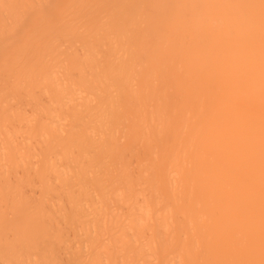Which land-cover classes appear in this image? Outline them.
I'll return each mask as SVG.
<instances>
[{"label":"bare ground","instance_id":"bare-ground-1","mask_svg":"<svg viewBox=\"0 0 264 264\" xmlns=\"http://www.w3.org/2000/svg\"><path fill=\"white\" fill-rule=\"evenodd\" d=\"M0 264H264V0H0Z\"/></svg>","mask_w":264,"mask_h":264}]
</instances>
